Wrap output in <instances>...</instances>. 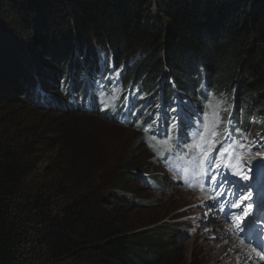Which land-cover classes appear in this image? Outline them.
Listing matches in <instances>:
<instances>
[{
  "label": "trees",
  "instance_id": "trees-1",
  "mask_svg": "<svg viewBox=\"0 0 264 264\" xmlns=\"http://www.w3.org/2000/svg\"><path fill=\"white\" fill-rule=\"evenodd\" d=\"M154 5L156 16L146 18ZM25 43L32 68L15 53ZM97 46L113 55L116 67H124L123 83L128 72L140 88L145 85L141 72L148 80L165 70L174 75L173 80H162L159 89L156 85L145 89L151 105L135 120L159 101L167 104L161 90L190 99L205 81L209 88L233 92L236 102L244 103V112L236 106L235 114L245 126L252 125L254 106L247 98L264 89V0H0V100L23 103L31 115L63 112L67 117L84 114L119 120L124 110L120 105L99 111L102 95L92 81L97 83L105 75ZM78 51L83 53L82 61L77 59ZM87 70L92 72L90 81L83 77ZM239 72L249 76L244 85H239ZM30 92L47 94V101H30ZM197 96L204 99L208 94ZM258 102L257 107H264V94ZM36 126L30 127L37 135L26 139L9 138L0 129V264L17 259L19 249L29 241L30 228H26L33 222L40 224L36 240L53 257L69 254L78 264L160 261L169 251L175 227L129 233L122 218L121 211L136 204L126 193L136 192L131 173L139 169L138 157L124 164L126 170L118 176L101 180L98 174L105 171L106 154L85 146L55 147L48 131ZM38 153L50 154L51 170L35 171ZM98 184L102 190L112 189L109 198L122 205L102 208L109 198L102 197ZM50 197L60 205V215L44 213L51 208Z\"/></svg>",
  "mask_w": 264,
  "mask_h": 264
},
{
  "label": "rangeland",
  "instance_id": "rangeland-1",
  "mask_svg": "<svg viewBox=\"0 0 264 264\" xmlns=\"http://www.w3.org/2000/svg\"><path fill=\"white\" fill-rule=\"evenodd\" d=\"M156 8V5L150 8L151 16L155 14ZM24 46V49H16L15 53L27 63L29 59L26 55H30V51L26 43ZM82 54L79 51L77 53V59L80 61L83 58ZM27 64L31 68L34 66L30 62ZM105 72L110 77L114 76L110 74L109 70H105ZM85 73L83 77L89 80L88 75L92 74V72L87 70ZM240 74L241 83L239 85H244V80L249 76L246 73ZM112 79L110 78V81ZM92 84L95 87L103 88L94 81H92ZM118 90L119 88L113 85L108 95L106 93L103 94L101 109H105V106L115 105L113 97L118 95ZM200 93H203V91L198 94ZM44 94L42 95V100L36 102L44 104L48 98V95ZM263 94L264 89L256 91L253 97L254 100L256 98L261 99ZM36 96H39L37 92H30L28 98L30 101H35ZM228 99H231L230 95L224 96V99L216 97L215 101H208L209 109H212V111L208 115L202 116V119H197L195 126L186 132L188 136L187 143L185 147H182L181 152V147L178 152L174 150L176 143L171 138L173 137L171 134L175 124L169 123L167 125V121L162 123L156 116L149 113L144 125L141 124V120L140 122L132 121V124L133 122L134 124H131L130 116L132 114L136 115L143 110L139 107L142 105L140 103L137 107L125 106L124 108H126L127 112L124 116L119 115L121 117L120 122L119 120L113 121L111 119L107 121L104 117H95V115L78 114L73 117H67L64 116L63 112H56L52 115L49 114V116L42 114L31 115V113H27L24 110L23 103L13 105L7 101L0 100V122H3V124H0V129L4 130V133L9 138L26 139L38 133L36 130L32 134L33 128L31 129L30 126L39 128L36 126L39 125L48 131V139H52L55 147L67 145L68 148L71 147L70 150H74L75 147L85 146L88 149L100 150L101 155L106 154L105 157H107L104 167L105 171L98 174V178L101 180L106 177L118 176L119 172L122 173V171L126 170L124 164H127L129 160L137 156L139 169L134 175L131 173L134 178L132 181L137 185L136 192L134 194L132 192L126 193L136 204L129 208L130 210L124 209L121 211L124 212L122 213V218L125 220V229L129 233L148 229L151 232H156L158 226H171L177 230L172 231L174 232L173 235L171 232H167L166 235H172L171 242L167 247L169 251L155 264H238L230 260L232 251L228 250V246L221 243L208 245V243H214L220 238L218 236L217 239L215 234L208 230V227L216 222L211 220L209 216L213 214V208L222 201V197L217 191L210 190L208 187L199 192L196 191V186L198 185L190 187L188 179H190L191 174H188V171V173L186 172L194 160L204 161L203 156L195 154L199 150L206 148L210 155L218 156L219 168L225 171L220 173L221 175L230 174V172L236 175L233 170H240L239 172L245 173L244 179L241 181L243 183L242 186L252 191V203L258 208L261 206L260 198L264 197V192L262 194L264 190V126L253 123L252 134L245 138V142L236 140L235 138H239L242 135L240 132L243 125L241 123L235 125L232 130L235 138L227 133L229 128L226 114L233 107L232 102L230 103ZM241 103L240 100L236 102L239 110L242 107ZM258 103V101H251V105L255 107V112L252 111V114L254 113V116L259 115L260 120L262 119L264 123V107H257ZM119 104L121 103H116V105ZM229 105L231 107L228 109ZM217 107L218 109H216ZM25 120H29L34 124L25 123ZM157 123H159V128L165 127L167 131L158 135L153 134L158 132ZM184 150L188 152L182 153ZM143 153L145 154L144 156L142 155ZM164 155H166V158H164ZM216 157H213V159ZM35 158L34 162L37 166L35 171L38 169L51 170L54 166L52 165L53 159L49 153H38ZM147 163L149 164L147 165ZM192 167H197L200 172L205 171V167L202 164H195ZM33 176L34 172L27 179H32ZM159 179H162L163 183ZM34 180L36 181V179ZM190 181L192 182V179ZM198 181H200V178ZM88 183L90 184V182ZM88 183L85 185V190L87 191L90 190V188H87L90 187ZM98 185L101 186V184ZM102 188L101 186L100 191ZM102 191V197L107 198H109V192L113 193L112 189L107 190V188ZM115 192L121 193L119 190H115ZM53 199L50 197L51 208L49 212L44 211V213L60 215V205L55 202L54 197ZM101 205L103 206H101L102 208L110 210L113 208L111 206L118 208L122 204L115 203L114 200L109 198L107 205H105V202H102ZM201 208L204 213L200 215L198 213L201 212ZM181 210L186 213H179ZM187 214L192 215V217L190 216L191 224L183 221L184 217H188ZM182 216L184 217L180 219ZM220 216L217 214L214 217L219 218L216 225H219L217 232L222 231L221 236L226 235L228 238L236 240L235 236L240 240V244L258 246V242H256V238L252 233L244 234L233 225L221 221ZM202 217H206V220L204 221ZM37 218L42 221L40 214H37ZM202 225H206V229ZM38 226L40 224L35 222L30 227L27 226V231L30 228L29 241L21 246L18 251V257L12 264H78L77 260L69 254H63L65 256L62 258L53 257L49 254L45 249V245L36 240ZM228 233L231 234L228 235ZM246 259H248V256H246ZM79 264L88 263L87 261H82Z\"/></svg>",
  "mask_w": 264,
  "mask_h": 264
},
{
  "label": "bare ground",
  "instance_id": "bare-ground-1",
  "mask_svg": "<svg viewBox=\"0 0 264 264\" xmlns=\"http://www.w3.org/2000/svg\"><path fill=\"white\" fill-rule=\"evenodd\" d=\"M154 7H155V5H154ZM152 16H156V12ZM149 17H151V14L146 16V18H149ZM102 58H103V60H102ZM113 59H114L113 55L107 53L105 50H100L98 52V61L101 60L100 63L103 65V67L100 66V69H102V71L105 72V70H109L110 74L120 73L123 76L124 75V70H123L124 67H116L112 63V60ZM23 63H25V62L23 61ZM26 67H28V66H26ZM241 72H239V73H241ZM201 75H203V74L202 73L199 74V76H201ZM126 76H127V78H126L127 80L124 81V83L122 81V77H120V80L122 81V86L119 87L118 95H116V96L113 97L114 98V104L116 105V103H121L119 105H122L123 107H125V106L128 107L135 100H138L139 103L142 104L141 106H139L142 109L147 108V107H149L151 105V100H150V97L151 96H150V93L149 92L147 93L145 89L148 90L152 85H156L157 88L159 89L160 88L159 83L162 80H164V79H171V80H173V77H174V75L170 71L165 70L163 73H161V76L159 78H156L155 80H153V79L148 80V78H146V76L144 75V73L141 72L140 79H141V81H143V83L145 85L143 86V88H140V86L137 85L136 79L132 76L131 72H128L126 74ZM113 77L108 76L106 79L109 82H111L110 81V78H113ZM203 78H205V76H203ZM174 79H176V78H174ZM128 80H131V81H128ZM175 84L178 87L180 85V83L177 84L176 82H175ZM112 86L113 85H111L110 88H109V91L110 92H111ZM92 87L94 89H96L97 91H99L100 92V93L98 92L99 94H102L103 95L104 93H106V90L104 88L95 87V85L93 86V84H92ZM164 89H165V87H164ZM183 92L185 94H187V92H185V91H183ZM227 92H228L227 89L218 90L216 88L213 89V91L203 90V93L204 94H208V96L205 97L204 99H201L200 97L197 96V94L199 92H197L196 94H193L192 95L193 97L190 98V99H185V98L183 99V97L181 95H173V94H170V93H168V95L177 101V105L179 106V108H180L181 111L185 112L189 117L194 118V119L197 120V119H202V116H206V115L209 114V112L212 111V109H209L208 101H211V100L212 101H215L216 97L218 99H220V96L226 94ZM106 94L108 95V92ZM253 97H254V95H252L250 98H247V102L249 103V105L251 104V101L252 102L253 101H258L257 98L254 100ZM41 100H42V97L41 96H36L35 101H38L39 102ZM242 104H244V103H242ZM110 108H112V106H110ZM99 109L100 110H103V111H107L106 109H101V107H99ZM216 109H218V107ZM106 120L108 121L109 118L107 117ZM239 121L243 125L242 126V131L240 133L243 134V135L250 136L252 134V129H254V126H251V124H250V126H245L246 122H241V118L239 119ZM131 124H132V121H131ZM230 124L228 123V127L230 125L231 128H235V125H233L232 123H230ZM160 133L161 132L159 131V132H155L153 134L158 135ZM171 135L173 136L171 138L174 139V141L176 143L175 144L176 146H174V150L178 152L179 148L181 147L180 148V152H181L182 147H185L186 146L188 136L184 132H179L178 133V136H176L175 133H172ZM242 136H241V138H242ZM180 137H182L185 140L184 141L183 140L182 141H179V138ZM161 150H163V148H161ZM186 152H188V151L187 150H184L182 153H186ZM203 153H207V156H205ZM166 155H164V158H166ZM195 155H201V156L204 157L205 160H204V164H202V165L205 167V171H210V170L216 169L217 170V174H218V172L219 173L222 172L221 171V168L217 167V162H212L211 165H209V160L213 161V157H216V156L215 155H210V152L206 148L199 150ZM148 164L149 163H147V165ZM233 171H234V173L237 176L234 175L232 172H230V174L227 177H225V179H220L219 184H223L228 179H237V177L239 179H242L244 177V174L241 173V172H239L240 170H233ZM147 176H150V175H147ZM159 181L161 183H163V180L162 179H159ZM230 187H232V186H230ZM216 188L217 189H215L213 191H217L218 192L219 186L216 187ZM218 194L220 195V193H218ZM225 198H227L229 200L228 194H225ZM260 199H261V202L264 204V197H262ZM216 207H218V205H216ZM216 211H218V208H216ZM182 212H185V211H183V210L179 211V213H182ZM203 213H204V210H202V208H201V212H199L198 214L201 215ZM217 214L218 213H215L213 211V214L209 216V218H211V220H215L216 222L214 224H210L209 227H208V230L211 233L215 234V237L217 239H218V236L220 238H219L218 241H216L214 243L213 242H211V244L208 243V245H216L218 243L224 244V245L228 246V250L229 251H232V257L230 259L231 261H235L238 264H243V263L244 264H256V262H255L256 261V255H255V253H252L246 247L244 248V245L243 244H240V240L237 237L234 236V238L236 240H232L231 238H228L226 235L221 236L222 231L217 232L219 230V227H218L219 225H216V223H218L219 218L218 217H214ZM190 216L192 217V215H188L187 218L184 217V216H182V217H180V219L184 217L183 218V221L186 222L187 224H191ZM221 217H222V215L220 216V218ZM202 218H203L204 221L206 220V217H202ZM193 219H195V218H193ZM202 226H203V228L206 229V225H202ZM230 234L231 233H228V235H230ZM249 255H251V256H249ZM246 256H248V259H246Z\"/></svg>",
  "mask_w": 264,
  "mask_h": 264
},
{
  "label": "snow or ice",
  "instance_id": "snow-or-ice-1",
  "mask_svg": "<svg viewBox=\"0 0 264 264\" xmlns=\"http://www.w3.org/2000/svg\"><path fill=\"white\" fill-rule=\"evenodd\" d=\"M205 156H207V153H203ZM211 163H212V161L211 160H209V165H211ZM217 167H219V165H217ZM246 178V177H245ZM213 179H215V177H213ZM238 207H239V205H237ZM248 215V213L247 212H245V216H247Z\"/></svg>",
  "mask_w": 264,
  "mask_h": 264
}]
</instances>
